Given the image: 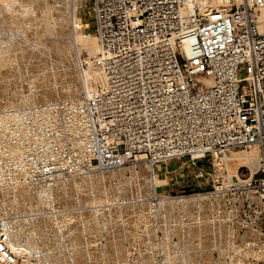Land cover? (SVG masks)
<instances>
[{"label":"built area","instance_id":"built-area-1","mask_svg":"<svg viewBox=\"0 0 264 264\" xmlns=\"http://www.w3.org/2000/svg\"><path fill=\"white\" fill-rule=\"evenodd\" d=\"M67 1L91 18L98 77L76 101L0 106V142L21 148L14 160L1 149L2 168L48 183L177 161L191 167L180 189L216 193L264 248V0ZM251 146L258 166L229 172ZM10 225L0 219V264H22Z\"/></svg>","mask_w":264,"mask_h":264},{"label":"bare ground","instance_id":"bare-ground-1","mask_svg":"<svg viewBox=\"0 0 264 264\" xmlns=\"http://www.w3.org/2000/svg\"><path fill=\"white\" fill-rule=\"evenodd\" d=\"M77 11L67 0H0V33H10L6 39L0 35V106L76 101L81 93L92 90L99 68L91 57L99 47L95 34L84 31ZM76 48L85 49L92 59L82 69V88L75 83V65L70 58ZM35 53L55 54L54 59L41 60L42 69L52 65L50 72H27L40 61L31 59L39 57ZM12 73L20 74L23 84L19 85L25 91L10 86ZM49 78L54 82L48 83ZM6 143L0 142V151L5 148L13 154L11 159H16L20 152L15 150L21 148ZM260 157L257 146L233 150L227 169L235 173L243 167L252 172ZM2 158L0 154V219L9 218L11 244L24 251L22 264H261L264 260L262 230L236 218L216 193L158 198V211L165 222L160 250L153 229L144 232L137 229L136 220H122L130 208L152 211L154 203L144 197L149 198L152 191L156 193V186L167 182L157 171L152 174L144 159L127 167L130 176L124 174V167H117L35 183L22 180L14 170H4ZM135 195L143 201L129 203V197ZM76 204H84L87 210L66 211ZM146 217L141 214L140 220ZM171 221L177 225L169 227ZM171 234L177 235V240L171 239ZM103 237L105 243L99 242ZM249 254L254 260L247 259Z\"/></svg>","mask_w":264,"mask_h":264},{"label":"rangeland","instance_id":"rangeland-1","mask_svg":"<svg viewBox=\"0 0 264 264\" xmlns=\"http://www.w3.org/2000/svg\"><path fill=\"white\" fill-rule=\"evenodd\" d=\"M85 10L83 9L82 11H81V23H82V25H83V27L85 28V30L84 29H82V30H84V31H87L88 33H94L93 32V28H92V22H91V18H90V16L89 15H87L85 12H84ZM86 26V27H85ZM1 33H2V35H1ZM0 33V35L2 36V38L3 39H6L9 35H10V33L9 32H7L6 33V31H4V32H1ZM4 36H6V37H4ZM31 48V47H30ZM30 48L28 47V49H27V52H29L30 51ZM29 50V51H28ZM31 50H33V49H31ZM37 52V51H36ZM77 52V53H76ZM75 53V54H74ZM78 53H79V55H78ZM36 55H39V57H32L31 59L33 60H39L40 59V64H39V62L38 63H36V62H34L33 63V65H31V67H30V69L27 71L29 74L32 72V73H36L37 71L38 72H41V71H46V72H50L51 70H52V65L51 64H47L48 65V67L47 68H44V69H42L41 67H42V65H41V60H51V59H54L55 58V54L54 53H45V54H43V55H40L39 53H35ZM45 56V57H44ZM51 56V57H50ZM79 56V57H78ZM53 57V58H52ZM46 58V59H45ZM70 58L72 59V62H73V65H75L74 66V79H75V83L78 85V86H80L81 85V81H82V69L83 68H86V66L88 65V63H87V60L88 59H90V58H88V54H87V52H86V50L85 49H83V50H77V48L75 49V51H74V49H73V52H71V56H70ZM91 58H93V57H91ZM74 60V61H73ZM90 60H92V59H90ZM41 65V66H40ZM46 65V66H47ZM36 66V67H35ZM31 70V71H30ZM50 70V71H49ZM78 73L79 71H80V74L78 73V75H77V73ZM31 73V74H32ZM15 74V75H14ZM17 75V76H16ZM11 78H12V84L10 85L11 87H13V88H20L21 90L22 89H24V91H25V88H21L20 87V85H22L23 84V82H21V80H22V78H21V76H20V74H18V73H12L11 75ZM81 76V77H80ZM14 78V79H13ZM79 78H81V79H79ZM21 79V80H20ZM50 79V80H49ZM48 79V83L50 82V83H52V82H54L53 81V78H49ZM73 79V80H74ZM18 80V81H17ZM52 80V81H51ZM21 82V83H20ZM15 84V85H14ZM20 84V85H19ZM57 84H59V82L57 83ZM19 85V86H18ZM25 86V85H24ZM79 88H82L81 86L79 87ZM82 91V90H81ZM5 92V91H4ZM3 92V93H4ZM23 93H25V92H23ZM41 102V101H40ZM143 160H138V161H135V162H131V163H128V164H125V165H122V166H118V167H124V170H123V172H124V174L125 175H127V176H130V173H129V168H127V167H129V166H131V165H133L134 163H139V162H142ZM172 163V165L171 166H178V165H180L179 163L180 162H177V161H172L171 162ZM204 164V163H203ZM111 169H113V168H111ZM114 169H117V167H115ZM95 171H101V170H95ZM190 171H191V167H190V165H188V166H186V167H181V166H178V169H177V173L180 175V176H182L183 178H185V176H190ZM110 179L109 180H111L113 183H115L116 182V179L114 178V177H109ZM152 181V180H151ZM135 186V185H134ZM193 193H188V192H186L185 190H181L180 189V187H174L173 189H171V190H169V189H167V190H163V191H161L160 190V188L159 187H156V193H153V191H152V194H150L149 195V198H146V197H144V199L143 200H149V201H151L152 203H154L153 204V208H152V211L151 210H149L148 208H146L145 210H140L139 208L138 209H133V208H130L129 210H127V212H124V214H123V217L121 218L122 220H127V221H129V220H136L137 221V223H138V230H143L144 232L147 230V228H150V229H153V231H154V235L156 236L155 238L157 239H155L156 240V243L158 244L157 245V248H158V246H159V242H160V238L162 237V235H163V230H164V228L162 227V225L165 223L164 222V218H163V214L161 213L160 214V212L158 211V207H157V200H158V198H160V197H163L164 195H173V196H177V195H192ZM195 194H198V193H196L195 192ZM82 196V195H81ZM137 196V197H136ZM140 197V196H139ZM138 197V195H135V197L134 196H132L131 197V199H130V197H129V203L130 202H136V200H138L140 203L143 201V200H141L140 198ZM135 199V200H134ZM123 203H126V202H123ZM137 203V202H136ZM59 205V204H58ZM62 206H63V203H62ZM59 208H61V206H59ZM83 208V209H82ZM66 209V211H67V209L69 210L68 212H71V211H73L74 212V210L75 211H79V210H83V212H85V210L84 209H86L85 207H84V204H76V205H73V206H69V208L68 207H66L65 208ZM64 209V210H65ZM87 210V209H86ZM85 214V213H84ZM141 214H146V219H145V221H141L140 220V215ZM77 221L79 222L80 221V219H77ZM171 224L174 226L175 224L177 225V222H175V223H173L172 221L170 222V224H169V227H171ZM254 224H256V223H254ZM179 225V224H178ZM259 228H260V226L258 225V224H256ZM180 226V225H179ZM172 228V227H171ZM261 229V228H260ZM240 232L242 233L243 232V228L241 227L240 228ZM172 235V237H170L171 239H173V240H177V235H174V234H171ZM99 242H101V243H105V239H104V237L103 238H101L100 239V241ZM156 248V249H157ZM159 250H160V248H158ZM159 250H157L158 252H159ZM157 255V258L158 259H161L162 258V255H161V253L159 252V253H157L156 254ZM214 256L217 258V253L216 252H214ZM247 259L248 260H254V257H252L250 254L247 256ZM262 260L260 261V263L262 264ZM178 264V263H177Z\"/></svg>","mask_w":264,"mask_h":264},{"label":"crops","instance_id":"crops-1","mask_svg":"<svg viewBox=\"0 0 264 264\" xmlns=\"http://www.w3.org/2000/svg\"><path fill=\"white\" fill-rule=\"evenodd\" d=\"M172 163L160 164L157 168L160 177L167 179V182L163 186H159L160 190H171L174 187H181L184 185L185 179L177 173L178 166H171Z\"/></svg>","mask_w":264,"mask_h":264}]
</instances>
